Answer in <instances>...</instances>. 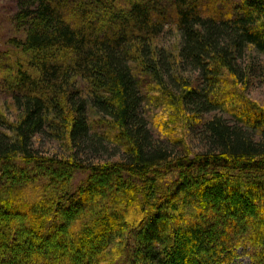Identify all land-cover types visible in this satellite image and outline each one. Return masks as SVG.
Here are the masks:
<instances>
[{"label":"trees","instance_id":"16d2710c","mask_svg":"<svg viewBox=\"0 0 264 264\" xmlns=\"http://www.w3.org/2000/svg\"><path fill=\"white\" fill-rule=\"evenodd\" d=\"M12 21L0 264H264V109L239 63L264 54V0H16Z\"/></svg>","mask_w":264,"mask_h":264},{"label":"rangeland","instance_id":"374dc122","mask_svg":"<svg viewBox=\"0 0 264 264\" xmlns=\"http://www.w3.org/2000/svg\"><path fill=\"white\" fill-rule=\"evenodd\" d=\"M16 10V0H0V54L4 56L6 52H11L13 48L10 46L11 39H22L23 35L17 32L12 17ZM178 42V36L172 27H169L166 33L158 42V47L174 49ZM5 57V56H4ZM242 65V69L245 68L244 82L246 83L245 95L252 102L256 103L264 109V54H260L254 50H247L244 53L243 59L239 62ZM190 75V74H189ZM148 116L155 118L158 115H169L167 110L160 108L146 107ZM0 114L6 120H13L15 116V109L12 106L9 95L2 88V80L0 77ZM154 129V135L163 136L159 129ZM37 147L39 152L46 153H59L63 152L58 149L55 144H51L44 139H38ZM111 152L108 153V155ZM81 179V176L77 175L75 182ZM239 264H249L246 258H239L237 260Z\"/></svg>","mask_w":264,"mask_h":264}]
</instances>
